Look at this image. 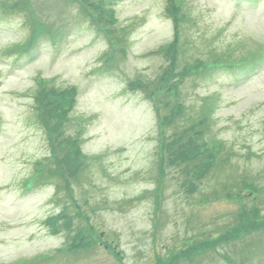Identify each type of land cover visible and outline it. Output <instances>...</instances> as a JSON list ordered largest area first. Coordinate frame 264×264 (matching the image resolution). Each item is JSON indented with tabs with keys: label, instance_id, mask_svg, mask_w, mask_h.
I'll use <instances>...</instances> for the list:
<instances>
[{
	"label": "rangeland",
	"instance_id": "obj_1",
	"mask_svg": "<svg viewBox=\"0 0 264 264\" xmlns=\"http://www.w3.org/2000/svg\"><path fill=\"white\" fill-rule=\"evenodd\" d=\"M0 7V264H264V0Z\"/></svg>",
	"mask_w": 264,
	"mask_h": 264
},
{
	"label": "trees",
	"instance_id": "obj_2",
	"mask_svg": "<svg viewBox=\"0 0 264 264\" xmlns=\"http://www.w3.org/2000/svg\"><path fill=\"white\" fill-rule=\"evenodd\" d=\"M116 1H118V0H116ZM103 5H104V3H102V5H101V9H102V7H103ZM1 6H2V4H1ZM4 7V6H3ZM172 7L174 8V10L176 9V5L175 4H173L172 5ZM1 8V7H0ZM5 8H6V6H5ZM102 12V11H101ZM173 15H171V17H172ZM174 18H175V15H174ZM111 22H114V16L113 15H111V19H110V23ZM15 48H19V49H21V47H15ZM171 48H173V49H175V44H172V47ZM16 50V49H15ZM18 50V49H17ZM225 64H227V65H222L223 66V68H228V69H230L231 68V66L233 65V64H231V66L229 65V63H225ZM241 65V64H240ZM233 67V66H232ZM51 91V90H50ZM50 91L48 92V93H50ZM55 93L53 94L52 93V96L54 95V100H56V111H55V113L54 114H56V119L58 118V117H60V120L62 121V120H64L65 118H66V115H67V109H72V107L76 104V101H77V97H78V91H77V89L76 88H71V89H67V90H60V92H58V91H54ZM40 95H41V92H40ZM36 101L39 103L40 102V98H37L36 99ZM59 104H61V105H59ZM58 124V123H57ZM56 124V125H57ZM57 128V127H56ZM59 134V131L57 130L56 131V135H58ZM62 142V141H61ZM68 143H70L73 147H75L76 148V150L78 151V150H80L81 148H80V146H78L77 145V143H76V141H74V140H71L70 142H68ZM195 149L193 150V154H190V157H188V156H186V154L185 153H187L185 150H182L181 151V153L183 152V154H182V159L183 160H187L188 161V159L189 160H193V159H196L197 157L195 156ZM191 152V151H190ZM81 153V151H79V152H77V154H80ZM196 155H197V152H196ZM170 161H171V163H175V160H172V159H170ZM73 166H75V168H74V170H77L78 169V166L77 165H73ZM73 170V171H74ZM78 171H79V169L77 170V172L76 173H78ZM38 179V178H37ZM36 182V183H35ZM35 184H37V180L36 181H34V182H32V183H28L27 184V186L29 185V186H31V187H33ZM58 223V219L56 218H51L50 219V221L48 222V224L49 225H56ZM238 228L239 227H237L236 226V229L233 231L235 234H237V232H238Z\"/></svg>",
	"mask_w": 264,
	"mask_h": 264
}]
</instances>
